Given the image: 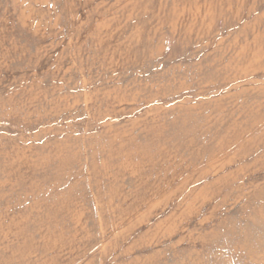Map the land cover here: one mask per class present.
Masks as SVG:
<instances>
[{"label":"rangeland","instance_id":"1","mask_svg":"<svg viewBox=\"0 0 264 264\" xmlns=\"http://www.w3.org/2000/svg\"><path fill=\"white\" fill-rule=\"evenodd\" d=\"M0 264H264V0H0Z\"/></svg>","mask_w":264,"mask_h":264},{"label":"bare ground","instance_id":"2","mask_svg":"<svg viewBox=\"0 0 264 264\" xmlns=\"http://www.w3.org/2000/svg\"><path fill=\"white\" fill-rule=\"evenodd\" d=\"M149 165L147 164L146 166H144V167H142V169L141 170H137L139 167H136V169H134V172L137 170V172H138V174L139 175H142L139 179H145V178H147V176H144L146 173L145 172H149V167H148ZM138 175V176H139ZM145 177V178H144ZM219 179V178H218ZM216 180V179H215ZM220 180V179H219ZM190 185V184H189ZM180 186V185H179ZM160 187H162V183L161 182H158V184H157V186L156 187H152V186H149V189H150V194L148 195V197H150V196H153L157 191H159L160 190ZM179 189V188H178ZM111 194V193H110ZM59 196H60V194H59ZM195 215V214H194ZM187 219V218H186ZM167 221V220H166ZM113 224L114 225H116L115 224V222H113Z\"/></svg>","mask_w":264,"mask_h":264}]
</instances>
